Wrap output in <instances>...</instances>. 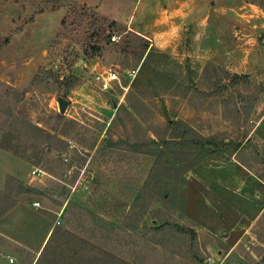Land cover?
<instances>
[{"label": "rangeland", "instance_id": "rangeland-1", "mask_svg": "<svg viewBox=\"0 0 264 264\" xmlns=\"http://www.w3.org/2000/svg\"><path fill=\"white\" fill-rule=\"evenodd\" d=\"M151 3L0 0L10 264H264V0Z\"/></svg>", "mask_w": 264, "mask_h": 264}, {"label": "crops", "instance_id": "crops-1", "mask_svg": "<svg viewBox=\"0 0 264 264\" xmlns=\"http://www.w3.org/2000/svg\"><path fill=\"white\" fill-rule=\"evenodd\" d=\"M151 3L153 5V7H156L157 9H161L160 12L162 13L161 15H163L164 17V20L166 22V25H172L173 24V21L171 20L170 17H168L167 15L169 14L170 11H174V17H181L183 19L184 17V20L185 22L187 21L189 24H192L193 23V17H194V14L195 12L198 10L199 12H203V11H208L210 14L213 12V6L211 5V0H172V2H174V6L172 7H169L165 4H163L162 2L160 1H156V0H151ZM209 4V6H207ZM183 13L182 14V12ZM111 14H113L111 12ZM113 16V15H112ZM210 17V15H209ZM114 20L120 22V23H124L126 25H129V29H132V25H133V19L132 18H129V21L126 20V19H123L122 22H121V19L119 18H115L114 17ZM135 28V27H134ZM136 31L142 35L143 37L147 38L150 40V36L148 34V31L147 29H145L144 27H138L136 28ZM0 261H6L8 264H10L6 259L0 257Z\"/></svg>", "mask_w": 264, "mask_h": 264}, {"label": "built area", "instance_id": "built-area-1", "mask_svg": "<svg viewBox=\"0 0 264 264\" xmlns=\"http://www.w3.org/2000/svg\"><path fill=\"white\" fill-rule=\"evenodd\" d=\"M121 39H122L121 36L116 35V34L111 36L112 43H119ZM129 76L132 77L133 73H129ZM95 81L99 84V88L101 91H108L109 89L112 88L114 84H117V83L121 84V79H120L118 71L112 67L105 68L104 70L99 71L96 74ZM32 174L34 176L35 175L40 176L44 174V172L40 169H36V170H33ZM34 205L38 207L40 204L35 203ZM13 262L14 260L11 258L10 263H13Z\"/></svg>", "mask_w": 264, "mask_h": 264}, {"label": "trees", "instance_id": "trees-1", "mask_svg": "<svg viewBox=\"0 0 264 264\" xmlns=\"http://www.w3.org/2000/svg\"><path fill=\"white\" fill-rule=\"evenodd\" d=\"M113 25H115V23H114ZM36 78L38 79L39 76L37 75ZM58 117H59L60 120H63V118H64V116H61V115H59ZM190 145H195V146H196L197 148H199V149H202V148L205 146V144H204L202 141H200V142H194V141H191V142H187L186 144H184V145L181 146V147H183V148H187V147H189Z\"/></svg>", "mask_w": 264, "mask_h": 264}, {"label": "water", "instance_id": "water-1", "mask_svg": "<svg viewBox=\"0 0 264 264\" xmlns=\"http://www.w3.org/2000/svg\"><path fill=\"white\" fill-rule=\"evenodd\" d=\"M68 104H69L68 101H66L64 99L60 100V109H61L62 114L66 111Z\"/></svg>", "mask_w": 264, "mask_h": 264}]
</instances>
